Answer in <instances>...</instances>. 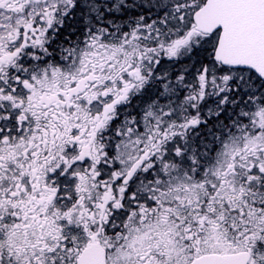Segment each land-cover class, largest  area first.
<instances>
[{"label": "snow or ice", "instance_id": "1", "mask_svg": "<svg viewBox=\"0 0 264 264\" xmlns=\"http://www.w3.org/2000/svg\"><path fill=\"white\" fill-rule=\"evenodd\" d=\"M0 264H264V0H0Z\"/></svg>", "mask_w": 264, "mask_h": 264}]
</instances>
